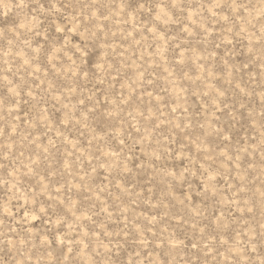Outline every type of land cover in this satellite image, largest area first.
Segmentation results:
<instances>
[{"label":"rangeland","instance_id":"obj_1","mask_svg":"<svg viewBox=\"0 0 264 264\" xmlns=\"http://www.w3.org/2000/svg\"><path fill=\"white\" fill-rule=\"evenodd\" d=\"M0 264H264V0H0Z\"/></svg>","mask_w":264,"mask_h":264}]
</instances>
